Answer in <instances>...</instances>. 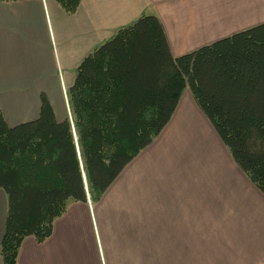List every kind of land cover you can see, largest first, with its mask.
Segmentation results:
<instances>
[{
    "label": "crops",
    "instance_id": "0c3cea01",
    "mask_svg": "<svg viewBox=\"0 0 264 264\" xmlns=\"http://www.w3.org/2000/svg\"><path fill=\"white\" fill-rule=\"evenodd\" d=\"M142 15L161 20L172 53L178 56L263 23L264 0H81L72 13L57 0H0V108L8 124L36 119L42 95L58 121L68 118L67 90L74 84L79 64ZM186 101L184 92L162 133L124 168L99 200L70 199L66 211L55 220L51 236L43 242L26 237L16 264H151L152 247L166 248L168 232L171 236L194 231L196 213L182 208H194L197 199L200 204L211 199L210 208H214L215 182L210 175L216 167L211 170L206 154L197 148L195 153L204 154L199 157L203 165L198 164L197 155L189 152L193 140L181 135L177 124ZM199 112L194 117L207 128L208 119ZM223 164L217 163L224 193V198L217 199V209L226 206L229 218L231 168L229 162L226 167ZM191 165L199 166L200 180L192 178ZM238 170L234 173L239 174ZM244 176L234 179L237 195L243 197L240 201L248 200L247 193H251L263 206H254L248 213L256 219L244 226V239L232 246L231 261L264 264V195ZM6 215L7 195L0 189V264H4L1 242ZM207 215L211 227L202 231H215V224L225 222L222 210Z\"/></svg>",
    "mask_w": 264,
    "mask_h": 264
},
{
    "label": "trees",
    "instance_id": "16d2710c",
    "mask_svg": "<svg viewBox=\"0 0 264 264\" xmlns=\"http://www.w3.org/2000/svg\"><path fill=\"white\" fill-rule=\"evenodd\" d=\"M74 12L81 0H57ZM189 90L238 168L264 195V22L175 56L161 20L142 15L79 64L58 121L8 124L0 108V189L7 195L4 264L23 240L43 242L70 199L99 200L162 133Z\"/></svg>",
    "mask_w": 264,
    "mask_h": 264
},
{
    "label": "rangeland",
    "instance_id": "374dc122",
    "mask_svg": "<svg viewBox=\"0 0 264 264\" xmlns=\"http://www.w3.org/2000/svg\"><path fill=\"white\" fill-rule=\"evenodd\" d=\"M188 90V89H187ZM185 90V95L187 96V100L189 104H185L182 106L181 113H183L182 117H179V126L182 128L181 135L187 139V137H191L193 140V145L190 148L192 154L197 155V162L200 165H203L202 161H199L202 155L206 154V163L211 165V170L213 167H216L214 175H210V179L215 182V199H214V208L212 207L213 201L209 199L205 200L203 204L198 202V199H191L192 203H195L194 208H190L189 206L182 208V211H193L196 213V221L197 225H193L194 231L191 232H176L171 236V232H168V240L166 248L152 247V257L151 264H233L232 263V246L238 245V239H244L245 228L249 223H253L256 219L255 215L252 214L251 217H248V213L253 210L254 206L261 207L263 206L259 199L252 198L251 193H247L248 200L242 199V196H238L235 190L234 182H237L235 179L236 176L245 177L244 174L239 171V174L234 173V169H238L236 164L234 163L229 150L222 144L221 140L218 138L217 134L213 132L212 127L209 122L205 120L206 126H204L201 121L197 118L195 119V115L193 113H198L199 109L197 104L193 98L192 93L188 90ZM189 93V97L188 94ZM186 98V97H185ZM187 104V105H186ZM70 109V107H69ZM200 113V112H199ZM184 114H187L184 117ZM191 130V134L188 133L187 130ZM203 152L195 153L196 149ZM199 155V156H198ZM224 161L225 167L227 166V162L230 163L231 173H230V182H231V206H230V217L227 216V208L222 209V206L217 209V199L224 198V193L220 184L223 180L220 172H218L217 163ZM195 174H192V178L197 177L200 180L197 173L200 174L199 166L192 167ZM208 171V169H206ZM208 173V172H207ZM204 176V173L201 177ZM214 177V178H213ZM207 180H209V176H207ZM201 182V181H200ZM249 184V182H248ZM209 184H206L208 187ZM194 194V192H193ZM226 195V193H225ZM194 196V195H192ZM224 201V200H223ZM221 202V200L219 201ZM226 204V203H225ZM223 205V204H222ZM224 211L225 213V222L224 224H215V231H202V228L211 227L210 224H207V221L211 220V217L207 215V213L217 214L219 211ZM222 217V212H220ZM195 218V216H194ZM185 220V219H183ZM210 223V222H209ZM198 230H195V229ZM173 238V239H171ZM155 244H158L157 241H152ZM235 261H237L235 259ZM234 261V262H235ZM237 264V263H235Z\"/></svg>",
    "mask_w": 264,
    "mask_h": 264
},
{
    "label": "built area",
    "instance_id": "2783aa9c",
    "mask_svg": "<svg viewBox=\"0 0 264 264\" xmlns=\"http://www.w3.org/2000/svg\"><path fill=\"white\" fill-rule=\"evenodd\" d=\"M88 199L90 200V197L88 196Z\"/></svg>",
    "mask_w": 264,
    "mask_h": 264
}]
</instances>
